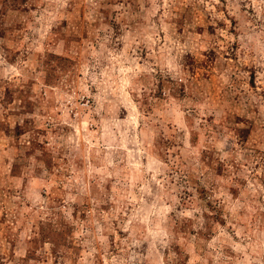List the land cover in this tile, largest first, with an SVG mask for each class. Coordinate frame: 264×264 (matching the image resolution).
I'll return each mask as SVG.
<instances>
[{"label": "rangeland", "instance_id": "374dc122", "mask_svg": "<svg viewBox=\"0 0 264 264\" xmlns=\"http://www.w3.org/2000/svg\"><path fill=\"white\" fill-rule=\"evenodd\" d=\"M0 264H264V0H0Z\"/></svg>", "mask_w": 264, "mask_h": 264}]
</instances>
